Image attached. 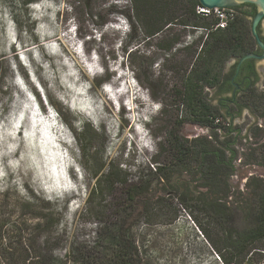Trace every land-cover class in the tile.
I'll return each mask as SVG.
<instances>
[{"label": "rangeland", "instance_id": "1", "mask_svg": "<svg viewBox=\"0 0 264 264\" xmlns=\"http://www.w3.org/2000/svg\"><path fill=\"white\" fill-rule=\"evenodd\" d=\"M134 14L132 0H0V204L28 227L40 221L33 214L42 212L41 201L32 209L25 206L31 193L56 198L53 242L63 264H78L67 258L74 244L105 254L118 205L125 203L129 209L122 218L128 217L126 228L136 239L142 264H246L251 256L254 264H264V233L253 228L251 213L264 192V153H257L263 156L258 161L252 157L264 144V100L234 120L222 115L215 120L232 123L243 136L235 145L239 157L232 192L218 200L228 210L211 211L203 195L207 188L196 181L189 185L194 205L180 203L183 181L190 176L181 175L182 165L168 143L170 129L191 142L202 136L215 141L216 133L223 140L224 129L182 122L187 113L175 98L180 75L170 69L171 57L160 46L164 33L149 40ZM261 28L264 35V20ZM198 34L179 28L177 48ZM129 50L137 54L128 58ZM258 66L256 88L264 94V60ZM97 81L99 87L93 84ZM28 88L45 115L34 112ZM123 91L118 99L116 92ZM135 92L143 100L133 102ZM205 92L212 110L222 112L217 87ZM47 104L58 126L47 115ZM105 161L121 163L128 182L146 175L148 191L129 203L120 183L110 190L103 186L88 203ZM175 209L180 214L170 222Z\"/></svg>", "mask_w": 264, "mask_h": 264}, {"label": "trees", "instance_id": "2", "mask_svg": "<svg viewBox=\"0 0 264 264\" xmlns=\"http://www.w3.org/2000/svg\"><path fill=\"white\" fill-rule=\"evenodd\" d=\"M34 1L36 0H26V4ZM132 3L135 10L134 17L142 25L149 40L164 33L160 46L171 57L167 60H172L170 69L180 75V83L175 89V98L179 101V106L183 107L187 113L185 117H182V122L191 119L219 131L221 128L224 129L223 140L216 133L215 141L202 136L195 138L192 142L184 139L178 130L170 129L168 143L182 165L181 175L186 173L190 176L189 180L183 181L185 190L181 194L180 203L188 207L194 205L195 197L189 185L196 181L207 188L203 195L209 202V209L216 214L226 212L227 204H221L218 200L228 197L232 192L230 180L236 172L235 161L239 157L235 145L243 136L241 129L233 127L232 123L228 125L215 123L219 115L226 119L228 117L224 112L215 113L212 110L205 91L207 88L218 87L227 81L224 68L231 59H240L248 53L255 52L258 43L251 26L257 7L255 4L245 3L231 8L235 12L234 18L225 28H221L217 27L219 18L215 13L209 15L198 13L197 9L202 5L200 0H132ZM129 23L132 30H137L132 21ZM189 27L199 31L200 34L194 36L191 42H185L183 49L179 50L177 47L181 40L176 35V31L179 28L185 30ZM180 51L185 52L183 57H178L177 53ZM136 54V50H129L128 58ZM116 83L112 84L116 85ZM93 84L99 87L101 82L97 81ZM135 94L137 97L133 99V102H137L138 99L143 100L141 94L137 92ZM116 95L118 99H122L125 92H116ZM261 100H264V94L256 87H252L238 98L239 105L234 106V112L240 115L242 108L255 109ZM134 109L136 111V108ZM256 130L260 131L258 127ZM248 137L247 134L245 138ZM0 150H2L1 144ZM259 152L264 153V144L255 148L252 154L253 160L258 161L263 158V156H256ZM3 156L1 152V157ZM159 170V175L164 173L162 168ZM94 179L87 199L88 203L92 202L96 194L103 192V186L110 190L120 183L129 203H134L138 198L143 197L150 186L146 175L140 173L136 181L128 182L121 163L113 165L111 161L102 163ZM249 185L252 186L251 182ZM261 185L259 184L258 188ZM173 199V197L170 198L171 201ZM30 201L25 206L31 209L41 201L42 212L33 214L40 221L28 227L26 223L21 226L19 221L14 219L13 212H7L0 204V264H63L64 261L55 254L56 248L53 242V233L57 228L58 212L56 210L60 205L58 200L31 193ZM118 207L119 218L113 223L112 230L108 231L109 246L105 254L100 255L103 251H98L96 247L74 244L69 247L67 258L70 260L74 258L78 264H142L136 239L126 228L128 217L122 218L129 206L125 203L119 204ZM252 209L251 213L255 220L253 228L264 233V192L258 195ZM179 214L180 209H175L170 222L175 221ZM36 230L38 234L35 233ZM42 230L47 234L40 236L39 232ZM29 231L34 232L30 239L29 236L26 237ZM7 236L10 242H7ZM246 264H254L253 256Z\"/></svg>", "mask_w": 264, "mask_h": 264}, {"label": "flooded vegetation", "instance_id": "3", "mask_svg": "<svg viewBox=\"0 0 264 264\" xmlns=\"http://www.w3.org/2000/svg\"><path fill=\"white\" fill-rule=\"evenodd\" d=\"M258 31L264 41V35L261 32V25L259 26ZM263 51V48L258 44L254 53L263 54ZM239 60L240 59L236 58L231 59L233 62L230 70L224 72L225 80L227 79V81L217 87L221 94L220 102L223 109L222 112H224L230 119H235L240 116L244 110L248 109L242 108L240 115H237L234 112V106L239 105L238 98L250 88L258 86L261 82V74L258 66V61L260 60L255 58L246 59L238 69ZM235 109L237 110V108Z\"/></svg>", "mask_w": 264, "mask_h": 264}, {"label": "water", "instance_id": "4", "mask_svg": "<svg viewBox=\"0 0 264 264\" xmlns=\"http://www.w3.org/2000/svg\"><path fill=\"white\" fill-rule=\"evenodd\" d=\"M201 4L204 7L208 8H234L237 6H240L245 3H252L255 4L257 7V13L255 17L252 20V33L254 37L256 38L258 44L260 47L264 50V41L261 38V35L258 31L259 26L262 24V21L264 20V0H200ZM249 58H255L258 60H264V51L263 54H257V53H248L244 55L242 58H240L238 62V69L240 65Z\"/></svg>", "mask_w": 264, "mask_h": 264}, {"label": "built area", "instance_id": "5", "mask_svg": "<svg viewBox=\"0 0 264 264\" xmlns=\"http://www.w3.org/2000/svg\"><path fill=\"white\" fill-rule=\"evenodd\" d=\"M198 13L209 15L215 13L219 18V23L217 27L225 28L228 25V22L234 18L235 12L231 8H208L203 5L199 6L197 9Z\"/></svg>", "mask_w": 264, "mask_h": 264}, {"label": "snow or ice", "instance_id": "6", "mask_svg": "<svg viewBox=\"0 0 264 264\" xmlns=\"http://www.w3.org/2000/svg\"><path fill=\"white\" fill-rule=\"evenodd\" d=\"M157 107H159V106L157 105Z\"/></svg>", "mask_w": 264, "mask_h": 264}]
</instances>
